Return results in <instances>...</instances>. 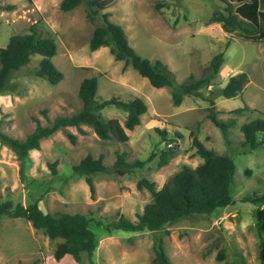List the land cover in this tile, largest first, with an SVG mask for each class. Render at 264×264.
I'll list each match as a JSON object with an SVG mask.
<instances>
[{
    "label": "rangeland",
    "instance_id": "obj_1",
    "mask_svg": "<svg viewBox=\"0 0 264 264\" xmlns=\"http://www.w3.org/2000/svg\"><path fill=\"white\" fill-rule=\"evenodd\" d=\"M62 1L0 0V47L34 26L41 37L56 42L53 62L65 75L57 84L36 76L43 59L39 54L13 71L8 89L0 95V129L22 140L38 124L48 126L58 116L78 112L80 84L93 76L98 78L101 99L140 97L148 110L139 125L126 130L127 143L103 140L87 124L59 129L42 140L39 150L30 152L24 174L14 151L0 144V200L24 205L39 200L44 212L91 214L107 223L121 214L136 220L153 198L148 188H138L139 180L154 181L159 190L184 166L200 164L202 158L193 145L196 135L208 148L234 159L233 203L211 215L184 217L160 232L110 233L92 222L97 237L93 260L96 264H156L154 242L160 238L173 264H261L255 206L246 199L264 194V143L257 149L242 146L241 126L264 117V42L226 32L211 21L215 12L226 11V0H102L111 3L95 21L89 17L86 0L70 11L61 9ZM105 13L125 29L141 55L163 60L176 86L191 77L209 76L212 58L223 52V65L210 85L201 89L203 97L186 95L176 106L172 88L154 87L130 63L116 60L109 47L92 51L90 39ZM240 73L248 76L242 93L233 98L220 95L230 77ZM211 106L218 118L234 119L228 141L208 117ZM240 108L241 114L236 113ZM102 114L122 124L127 116L116 106L106 107ZM69 134L77 136L75 143ZM121 152L129 162L141 161L143 166L97 173L92 196L85 178L72 166L89 154L94 158L103 154L104 163L112 167ZM164 153L168 155L165 164L161 162ZM59 241L50 240L24 218L5 216L0 225V264H91L87 254L80 263L68 256L57 261L53 254Z\"/></svg>",
    "mask_w": 264,
    "mask_h": 264
},
{
    "label": "trees",
    "instance_id": "obj_2",
    "mask_svg": "<svg viewBox=\"0 0 264 264\" xmlns=\"http://www.w3.org/2000/svg\"><path fill=\"white\" fill-rule=\"evenodd\" d=\"M85 0H63L61 9L70 11ZM89 17L95 21L100 10L105 9L111 2L102 0H86ZM226 11H217L211 18L212 22L220 23L224 31L237 32L238 36L264 42V0H226ZM34 26L23 34H15L10 38L6 47H0V95L8 89V82L13 71L20 70L29 64L34 54L43 56L35 75L46 77L52 84L64 79V73L55 65L53 57L57 53V44L53 39L41 37ZM101 47H109L116 60L126 61L143 77L147 78L156 88H172V99L179 106L186 95L203 97L201 89L210 85L211 80L219 72L224 61V53L216 54L211 60V74L198 80L193 77L187 83L176 86L168 66L161 59H149L141 55L129 42L125 29L109 19V13L103 15V22L98 24L90 39V48L96 51ZM248 76L240 73L230 77L228 83L220 89V95L226 98L238 96L244 90ZM99 81L96 76L86 77L79 87V98L82 102L80 110L72 115L58 116L48 126L38 124L36 129L25 139H17L0 129V144L7 146L17 155L21 162L20 172H25V160L32 150H39L43 139L51 136L59 129L67 126L80 127L82 124L91 126L97 136L103 140H117L127 143L130 139L127 129L133 130L141 122V116L148 110L147 103L140 97L122 100L112 97L101 99L98 96ZM214 93V92H213ZM211 104L213 100L208 99ZM108 106H116L127 112L124 124L118 119L106 120L102 114ZM243 108L235 112L241 114ZM208 117L229 138V130L234 119L223 120L217 117L215 106L208 108ZM244 147L257 149L264 143V117L256 118L241 126ZM72 143L77 136L69 134ZM193 145L202 162L196 167L184 166L176 172L169 182L161 189L156 188L154 181L141 179L138 188H148L152 201L145 204L143 211L136 220L121 214L120 217L107 223L101 218L83 213L56 212L47 213L36 200L29 205L14 203L12 200H0V225L2 219L24 218L34 229L42 231L50 240L59 239L54 257L61 261L68 256L76 262L82 261L84 254L88 255L91 264H96L93 255L97 247L96 234L90 224L95 222L112 233L115 230L130 232L166 230L184 217L191 215H211L218 208L230 206L233 199V183L236 164L232 157L208 148L196 135ZM162 163L168 160L167 153L162 155ZM104 155L98 158L87 155L72 169L85 178L91 195L96 193L94 175L97 173H112L114 171H132L143 166V162H129L125 152L117 153V159L112 167L104 163ZM56 172L55 165H50ZM247 202L255 206L257 229L260 234L259 259L264 264V194L248 197ZM263 204V207H261ZM156 239L154 251L156 264H173L169 259L162 242ZM222 258V257H219ZM19 264H24L20 262Z\"/></svg>",
    "mask_w": 264,
    "mask_h": 264
}]
</instances>
